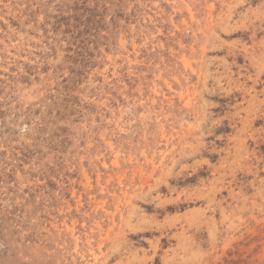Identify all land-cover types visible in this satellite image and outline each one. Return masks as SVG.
<instances>
[{
    "label": "rangeland",
    "instance_id": "obj_1",
    "mask_svg": "<svg viewBox=\"0 0 264 264\" xmlns=\"http://www.w3.org/2000/svg\"><path fill=\"white\" fill-rule=\"evenodd\" d=\"M0 264H264V0H0Z\"/></svg>",
    "mask_w": 264,
    "mask_h": 264
}]
</instances>
